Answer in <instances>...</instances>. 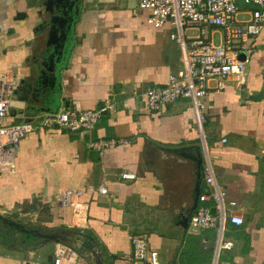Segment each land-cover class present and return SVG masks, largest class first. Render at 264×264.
<instances>
[{"label": "crops", "instance_id": "0c3cea01", "mask_svg": "<svg viewBox=\"0 0 264 264\" xmlns=\"http://www.w3.org/2000/svg\"><path fill=\"white\" fill-rule=\"evenodd\" d=\"M238 6L241 21L255 8ZM150 14L137 0H0V78L17 80L0 124L108 107L91 131L38 127L20 138L17 172L0 177V215L36 224L42 236L28 245L8 236L0 264H55L60 245L76 252L75 264H139L131 253L140 234L165 264H212L214 230L189 223L210 192L207 160L227 212L245 219L226 225L234 244L222 259L264 264V27L251 39L247 82L211 79L199 125L189 98L158 111L147 103L146 90L181 68L173 25L156 26ZM217 32L221 43L223 28L210 27L212 39ZM127 171L136 177L123 178ZM68 190L83 204L81 224L73 206L57 201Z\"/></svg>", "mask_w": 264, "mask_h": 264}, {"label": "built area", "instance_id": "2783aa9c", "mask_svg": "<svg viewBox=\"0 0 264 264\" xmlns=\"http://www.w3.org/2000/svg\"><path fill=\"white\" fill-rule=\"evenodd\" d=\"M255 5L251 17L241 21L237 19L238 2ZM140 9H149L150 23L159 26L166 19L175 31L171 38L178 43L180 49L181 68L172 71L169 83L160 87H149L146 90L147 103L154 110L181 98L192 101L197 123L202 125L205 119L204 97L210 93L209 81L213 78L221 80L232 77L238 86L247 82V66L251 60V39L264 27V0H137ZM217 26L224 30L223 40L215 44L210 35V27ZM198 29L196 35L188 36L186 29ZM241 40V44L236 43ZM241 54H244L241 57ZM16 77L5 74L0 78V121L9 115L11 95L16 88ZM223 86L222 82L219 84ZM108 107L98 110L74 111L64 109L47 113L39 123L21 122L14 125L0 124V177L4 173H16V149L20 138L38 127L55 126L62 130L82 132L91 131ZM226 141V138L224 139ZM116 140L103 141L100 145L115 143ZM91 145H95L92 143ZM98 145V143H96ZM205 183L210 192L201 193L199 199L204 204L199 206L189 218L191 227L199 232L213 229L215 232L212 264H231L222 259L223 250H230L234 242L226 238V225H242L244 217L237 213H228L226 209L225 191L218 183L214 167L207 160L203 167ZM123 178H135L134 172H123ZM100 193H107L106 185L98 186ZM57 201L63 205H71L82 223L83 207L77 200L76 192H62ZM210 202V204H206ZM235 205V201H230ZM131 257L139 264H165L161 261L159 251L150 247L146 235H135L132 238ZM76 252L70 247L60 245L56 248L55 264H75ZM30 264H43L34 261Z\"/></svg>", "mask_w": 264, "mask_h": 264}, {"label": "trees", "instance_id": "16d2710c", "mask_svg": "<svg viewBox=\"0 0 264 264\" xmlns=\"http://www.w3.org/2000/svg\"><path fill=\"white\" fill-rule=\"evenodd\" d=\"M40 232L41 227L36 224L0 215V242L8 243V236L13 239L18 234L22 236L21 240H23V244L28 245L36 237L42 236V234L37 236Z\"/></svg>", "mask_w": 264, "mask_h": 264}, {"label": "rangeland", "instance_id": "374dc122", "mask_svg": "<svg viewBox=\"0 0 264 264\" xmlns=\"http://www.w3.org/2000/svg\"><path fill=\"white\" fill-rule=\"evenodd\" d=\"M200 31L198 29H186V34L187 35H196L198 34ZM213 42L215 44H219L220 43V33L217 32L213 35Z\"/></svg>", "mask_w": 264, "mask_h": 264}]
</instances>
